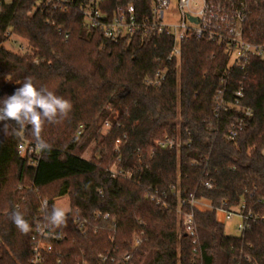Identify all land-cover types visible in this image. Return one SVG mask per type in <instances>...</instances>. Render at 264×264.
Instances as JSON below:
<instances>
[{"label":"trees","instance_id":"1","mask_svg":"<svg viewBox=\"0 0 264 264\" xmlns=\"http://www.w3.org/2000/svg\"><path fill=\"white\" fill-rule=\"evenodd\" d=\"M154 1L108 0V9L131 3L147 14ZM211 1L234 8L238 0ZM0 2V100L32 77L37 87L72 103L68 118L43 125L41 137L51 151L38 159L19 155L23 141L35 145L30 125L17 128L8 121L16 131L5 134L0 122V264H31L32 239L46 227L41 202L49 201L50 212L65 195L71 206L67 227L50 228L57 239H45L53 251L43 264H264V61L252 58L244 69L230 68L225 45L192 39L181 44L180 60L169 62L170 36L112 41L87 27L76 11L39 8L36 0ZM243 3V38L262 44L264 0ZM12 35L28 43V53L4 47ZM165 69L160 87L146 83ZM241 85L242 109L216 118L217 92L225 90L230 99ZM107 122L111 127L101 135ZM238 122L239 136L228 141ZM167 136L187 145L158 148ZM91 140L98 156L87 160ZM118 159L119 170L130 177L110 173ZM172 188L182 199L195 196L235 209L244 203L256 221L244 235L229 236L216 213L187 203L182 208L194 214L195 242L182 232ZM154 192L160 204L149 198ZM15 208L31 225L26 235L9 218ZM76 216L86 221L84 232ZM137 236L142 242L135 245Z\"/></svg>","mask_w":264,"mask_h":264},{"label":"built area","instance_id":"2","mask_svg":"<svg viewBox=\"0 0 264 264\" xmlns=\"http://www.w3.org/2000/svg\"><path fill=\"white\" fill-rule=\"evenodd\" d=\"M173 6L172 12L178 16V23L170 24L165 21L167 11ZM36 7L46 8L61 13H69L71 11L78 12L84 19L85 24L89 28L99 29L104 36L112 41H119L127 37L135 35H167L172 37L174 43L171 53L168 55V61L181 58V44L185 41L207 40L216 41L228 48L230 55L229 67L244 66L249 63L252 58H259L264 61V43L251 44L243 38V24L246 19V12L243 0H238L236 7L229 8L214 3L211 0H155L150 8V13L140 14L136 7L131 4H124L116 9H108V0H36ZM109 10V13L104 12ZM2 13V3L0 2V15ZM68 38V36H67ZM167 70H160L150 78L146 83L152 87H160L166 80ZM245 98L244 86L235 92L232 98L228 99L225 90L221 89L215 97V117L219 118L220 114L230 108L242 109V101ZM246 117H251L253 112L251 109H243ZM106 126L110 128V123ZM242 130V122L234 124L227 134L228 141H235ZM120 143L117 141L116 152H120ZM187 144L183 143L179 138L165 137L157 143V147L165 150H180ZM40 151L35 149V145H31L27 141H23L19 145V155L22 158L38 159ZM118 159L110 169L113 176L124 175L130 177V174L122 173L118 168ZM35 164V163H33ZM208 189L212 188L211 183H206ZM173 194L179 201L177 214L179 218L182 232L192 237L196 242L197 228L193 213H187L183 210V206L187 203L194 209L202 212H214L217 217L224 221H232L238 219L237 230L239 235H244L250 230L252 224L256 221V217L245 210V204L242 203L238 208H227L226 204L216 206L206 199H199L195 196L182 199L180 191L172 188ZM157 192L150 193L148 196L157 204L161 202L157 198ZM49 201L41 202L40 213L44 215V204ZM166 205V204H164ZM48 209V208H47ZM109 218L108 215L105 216ZM74 223L77 227L85 231L86 221L76 216ZM48 227H40L32 239V261L31 264H43L45 255L53 251L51 244L45 239H57V236L50 231ZM141 237H135V245L141 243ZM130 257H126L129 261Z\"/></svg>","mask_w":264,"mask_h":264},{"label":"clouds","instance_id":"3","mask_svg":"<svg viewBox=\"0 0 264 264\" xmlns=\"http://www.w3.org/2000/svg\"><path fill=\"white\" fill-rule=\"evenodd\" d=\"M72 111V103L64 97L56 95L46 87H37L32 77H26L22 86L15 92L0 100V122H5L4 132L9 133V129L14 133L15 128L7 123L12 121L17 128L31 126L32 136L35 141V149L41 153L50 152L51 145L41 137V132L45 122L59 123L68 118ZM45 208V226L51 229L67 227L68 215L65 209L52 206L51 211ZM15 227L23 234L31 231V225L25 219L23 212L15 208L9 216Z\"/></svg>","mask_w":264,"mask_h":264},{"label":"rangeland","instance_id":"4","mask_svg":"<svg viewBox=\"0 0 264 264\" xmlns=\"http://www.w3.org/2000/svg\"><path fill=\"white\" fill-rule=\"evenodd\" d=\"M173 6L174 5H172L171 8L167 11L166 16H165V21L170 23V24L178 23V19H179L178 16L172 12ZM4 47L7 50L14 52L16 54H19V55H24V54L29 52L28 43L25 40H23L17 36H14V35H12L10 37L9 41L7 43H5ZM109 129L110 128H108L106 126V123L103 124L101 126L100 134L101 135H107ZM96 147H97L96 142L94 140H91V142L88 143V147H87L86 151L84 152L83 157L87 160H90L93 156H98V153L96 151ZM115 149H116V145H115ZM55 206L65 209V211L68 214L71 210L69 196L65 195V196L57 199L55 202ZM238 222L239 221L236 218H234L232 221H224L225 232L227 235H229V236H238L239 235V232L237 230Z\"/></svg>","mask_w":264,"mask_h":264},{"label":"crops","instance_id":"5","mask_svg":"<svg viewBox=\"0 0 264 264\" xmlns=\"http://www.w3.org/2000/svg\"><path fill=\"white\" fill-rule=\"evenodd\" d=\"M220 220V219H219ZM221 222H223L222 220H220ZM224 223V222H223Z\"/></svg>","mask_w":264,"mask_h":264}]
</instances>
